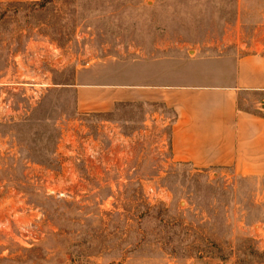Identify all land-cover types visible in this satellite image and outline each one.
<instances>
[{"label": "rangeland", "instance_id": "374dc122", "mask_svg": "<svg viewBox=\"0 0 264 264\" xmlns=\"http://www.w3.org/2000/svg\"><path fill=\"white\" fill-rule=\"evenodd\" d=\"M42 1L0 0V264H264L258 157L174 161L165 102L263 50L264 0Z\"/></svg>", "mask_w": 264, "mask_h": 264}, {"label": "crops", "instance_id": "0c3cea01", "mask_svg": "<svg viewBox=\"0 0 264 264\" xmlns=\"http://www.w3.org/2000/svg\"><path fill=\"white\" fill-rule=\"evenodd\" d=\"M256 46L254 42L252 53L246 55L236 50L229 58L234 61L230 74L220 70L217 83L165 101L176 111L171 133L174 161L199 169L242 166L245 151L251 149L264 173V116L239 108V92L264 91V42L261 52Z\"/></svg>", "mask_w": 264, "mask_h": 264}, {"label": "trees", "instance_id": "16d2710c", "mask_svg": "<svg viewBox=\"0 0 264 264\" xmlns=\"http://www.w3.org/2000/svg\"><path fill=\"white\" fill-rule=\"evenodd\" d=\"M47 1L43 0L42 2H35L34 6H37L38 8H45ZM264 116V115H263Z\"/></svg>", "mask_w": 264, "mask_h": 264}]
</instances>
